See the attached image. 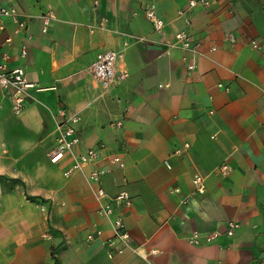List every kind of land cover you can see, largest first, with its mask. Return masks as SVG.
Wrapping results in <instances>:
<instances>
[{
  "label": "crops",
  "instance_id": "obj_1",
  "mask_svg": "<svg viewBox=\"0 0 264 264\" xmlns=\"http://www.w3.org/2000/svg\"><path fill=\"white\" fill-rule=\"evenodd\" d=\"M0 4L26 19L14 33L0 15V41L12 38L8 66L21 65L38 86L19 113L0 87V264H264V0ZM150 4L163 31L145 16ZM183 28L195 51L177 41ZM105 49L121 51L116 69L127 71L107 88L89 69ZM63 112L79 116L80 142L51 162ZM99 143L98 158L64 173L74 153ZM98 167L106 171L90 180ZM197 172L202 193L192 185ZM97 186L103 201L130 193L123 215L134 250L106 243L113 228L97 213Z\"/></svg>",
  "mask_w": 264,
  "mask_h": 264
},
{
  "label": "built area",
  "instance_id": "obj_2",
  "mask_svg": "<svg viewBox=\"0 0 264 264\" xmlns=\"http://www.w3.org/2000/svg\"><path fill=\"white\" fill-rule=\"evenodd\" d=\"M189 6L197 4L208 5L209 0H186ZM146 18L152 23L153 29L156 31H163L164 19L157 13L155 5L150 4L145 9ZM179 14L183 13V9L178 10ZM0 15L10 16L13 20L14 33H19L26 27L25 15L17 10L13 5H1ZM51 21V15L49 13L43 14V26L42 30L46 31ZM3 28V25H0ZM175 37L180 45L184 49L195 51L197 43L193 42L190 34L183 28L175 33ZM232 38V34H229ZM12 38L10 35L4 37L0 41V87L8 94L12 102V111L19 113L25 104L27 97L31 95V90L37 88V84L34 81L28 80L26 77L25 69L21 65L8 66L10 53L4 49L5 44H9ZM256 45V43H255ZM25 45L21 46L20 54L25 55ZM122 53L115 49H105L99 51L94 60L89 64V69L94 78L100 83L102 87H110L114 85L118 80L124 79L127 76V71L116 69V64ZM194 64L189 63L188 67L193 68ZM167 85V83L159 82L158 87ZM64 113V112H63ZM79 121V116L76 114L66 115L64 113L62 121L57 124L58 134L56 143L48 151L49 160L51 162H57L63 158L66 153H73L75 145L80 142V136L78 134L76 124ZM185 147L188 143L184 144ZM104 147L103 143H99L97 147H88L84 151L73 154L72 164L65 169L64 173L68 175L76 169H81L90 161L98 158ZM174 152L179 153L180 148L174 149ZM111 162L118 163L119 166H123V163L119 160L118 156L114 155L110 158ZM229 168L228 163H222L220 169L222 172H226ZM106 171L104 167L93 168L88 178L90 180H98L99 176ZM193 189L202 193L205 191V179L200 173H195L192 177ZM173 190L177 191L175 187ZM98 199L97 213L100 216L110 219V223L113 228V235L109 237L106 243L115 248L119 253H123L126 249L134 250L135 247L131 243V236L126 228L124 221L123 209L131 204V195L125 190L121 189L111 196L110 200L103 201L102 198L106 196V191L102 186H97L94 190ZM183 200L188 199V196H184ZM237 223L233 220L227 223V233L232 234ZM91 236V235H89ZM212 235L209 237L211 238ZM191 241L198 239V232L193 231L190 238ZM152 251H155L153 249Z\"/></svg>",
  "mask_w": 264,
  "mask_h": 264
}]
</instances>
